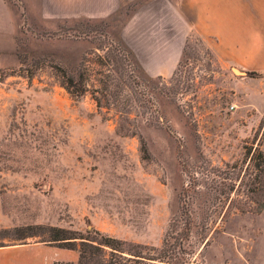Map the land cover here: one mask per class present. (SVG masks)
<instances>
[{"label": "rangeland", "instance_id": "374dc122", "mask_svg": "<svg viewBox=\"0 0 264 264\" xmlns=\"http://www.w3.org/2000/svg\"><path fill=\"white\" fill-rule=\"evenodd\" d=\"M150 1L122 0L89 20L55 0H1L0 248H29L31 264H76L77 251L13 233L41 226L98 231L129 259L264 264V208L237 211L262 201L251 191L262 187L264 75L191 34L171 77L148 76L139 60ZM57 69L86 70L97 97L106 82L119 102L99 110L90 93L71 97ZM169 262L142 264H180Z\"/></svg>", "mask_w": 264, "mask_h": 264}, {"label": "crops", "instance_id": "0c3cea01", "mask_svg": "<svg viewBox=\"0 0 264 264\" xmlns=\"http://www.w3.org/2000/svg\"><path fill=\"white\" fill-rule=\"evenodd\" d=\"M65 3L78 18L106 19L122 0H55ZM134 0H125V2ZM150 1L144 7V54L139 63L150 77H171L181 60L187 37L198 35L219 59L230 60L249 73L264 75V0ZM1 2V0H0ZM152 2V3H151ZM155 18L149 17L150 12ZM150 13V14H151ZM126 31L129 22L126 20ZM139 23L130 22L139 31ZM157 51H162L158 52ZM170 51H173L170 53ZM25 246L0 248V264H31Z\"/></svg>", "mask_w": 264, "mask_h": 264}, {"label": "trees", "instance_id": "16d2710c", "mask_svg": "<svg viewBox=\"0 0 264 264\" xmlns=\"http://www.w3.org/2000/svg\"><path fill=\"white\" fill-rule=\"evenodd\" d=\"M112 52H116L117 54L122 53V56H125L126 59L128 57L123 53V50L119 46H115L112 49ZM57 78L59 80L60 86L75 99H79L87 93H90L92 99L96 103V107L99 110L109 107L111 103L115 102L117 104V102H119V96L117 95L118 93H111L109 90V84L106 82L103 83L101 97H97L95 95L96 92L89 89L92 88V86L89 85L90 77L86 70L69 72L66 70L57 69ZM250 151L251 147L247 149L246 154H249ZM255 152L257 153L256 159L258 160L257 169L260 168L259 176L262 177V187L261 189H258V191L255 189V191L252 190L251 192H258V195L261 196L262 201L256 202L255 207L237 208V211L240 213L260 214L264 208V153L258 148L255 150ZM185 203L190 205V201ZM207 228L209 227H206V230ZM92 232L99 236L100 239L98 240L97 238L90 237L91 232H89L87 235H77L76 232L57 227L25 226L18 227L13 230L17 240H25L29 237L40 234V236H43L47 239L46 242H48V244L53 245L56 248L77 251L78 260L76 264H142L143 261L148 260L163 263H171L169 261H176L180 264H187L184 257L174 259V256L172 257L171 253L168 252H164L162 256L152 254L143 255V253L134 252L132 254L135 257L134 259L123 257L119 254V252L123 253V249L120 247V241L95 230ZM106 249H109L108 253L105 251Z\"/></svg>", "mask_w": 264, "mask_h": 264}, {"label": "water", "instance_id": "95a60500", "mask_svg": "<svg viewBox=\"0 0 264 264\" xmlns=\"http://www.w3.org/2000/svg\"><path fill=\"white\" fill-rule=\"evenodd\" d=\"M238 72H239V71H238ZM239 73H240V72H239ZM241 73H242V72H241ZM244 75H245V74H244ZM191 264H197V263H193V262H192Z\"/></svg>", "mask_w": 264, "mask_h": 264}, {"label": "bare ground", "instance_id": "6f19581e", "mask_svg": "<svg viewBox=\"0 0 264 264\" xmlns=\"http://www.w3.org/2000/svg\"><path fill=\"white\" fill-rule=\"evenodd\" d=\"M236 72V71H235ZM237 73H238V71H237ZM239 74V73H238Z\"/></svg>", "mask_w": 264, "mask_h": 264}]
</instances>
